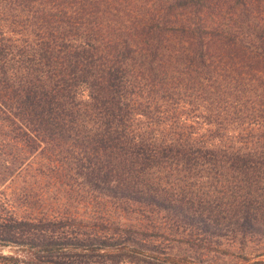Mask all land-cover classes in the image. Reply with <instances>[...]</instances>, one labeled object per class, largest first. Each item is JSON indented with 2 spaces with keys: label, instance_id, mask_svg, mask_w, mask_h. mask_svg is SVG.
Instances as JSON below:
<instances>
[{
  "label": "trees",
  "instance_id": "obj_1",
  "mask_svg": "<svg viewBox=\"0 0 264 264\" xmlns=\"http://www.w3.org/2000/svg\"><path fill=\"white\" fill-rule=\"evenodd\" d=\"M0 264H264V0H0Z\"/></svg>",
  "mask_w": 264,
  "mask_h": 264
}]
</instances>
